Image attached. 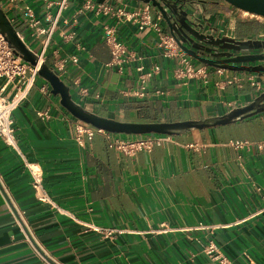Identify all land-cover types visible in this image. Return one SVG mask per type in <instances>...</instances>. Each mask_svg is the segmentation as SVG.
<instances>
[{
    "label": "crops",
    "instance_id": "obj_1",
    "mask_svg": "<svg viewBox=\"0 0 264 264\" xmlns=\"http://www.w3.org/2000/svg\"><path fill=\"white\" fill-rule=\"evenodd\" d=\"M26 1L37 14L43 12L39 0ZM83 1L72 0L64 13L69 20L66 31L76 33L75 42L83 50L65 46L78 55V62L68 63L60 80L84 111L121 123L202 121L246 107L264 92V76L194 59L203 76L178 83L163 50L153 48L155 34L136 37L133 28L122 25L116 30L118 40L141 58L145 71L153 64L160 67L159 74L148 76L149 97L128 95L139 88L138 74L126 67H104L111 57L102 30L112 20L95 18L92 12L76 15ZM141 5L128 1L129 7ZM195 8L212 23L210 30L221 29L235 40L237 25L248 21L220 1ZM13 9L4 7L12 19ZM14 14L19 18L17 11ZM154 17L159 19L156 13ZM256 23L257 33L241 41L264 40V20ZM17 24L24 31V25ZM44 81L40 77L12 114L17 150L0 138V264H212L198 241L213 242L234 264H264V153H240L229 146L235 140L264 139V112L168 136L150 153L128 157L110 149L102 133L91 139L83 136L78 144V119L51 88L47 95L39 91ZM156 90L163 96H155ZM45 111L51 118L36 116ZM27 163L42 171L52 205L38 201ZM18 218L27 230L18 226ZM90 225L116 230L117 237L104 239Z\"/></svg>",
    "mask_w": 264,
    "mask_h": 264
},
{
    "label": "built area",
    "instance_id": "obj_2",
    "mask_svg": "<svg viewBox=\"0 0 264 264\" xmlns=\"http://www.w3.org/2000/svg\"><path fill=\"white\" fill-rule=\"evenodd\" d=\"M39 1L41 7H43L41 14H37L36 9L26 0H0L4 7L11 6L14 8V12H18L19 18L17 17V21H15V18H7L15 36L36 59L35 65L24 62L14 54L0 32V138L6 146L14 150H17V143L12 128V114L28 99L31 91L38 84L40 68L46 66L59 79H62L67 74L68 63L77 64L78 62V55L68 53L65 46H70L76 51L83 50L75 42L76 33L66 31L69 20H67L64 13L72 0ZM179 2L182 3L186 12H188V6L198 8L201 6L199 4L200 0H180ZM235 10L239 16L248 15L253 17L240 10ZM87 12H92L95 18L103 16L112 20V24L105 25L102 30L104 42L111 57L104 67L107 69L115 67L119 71H123L126 67L138 74L139 88L128 95L141 99L149 97L150 93L146 88L148 76L151 73L159 74L160 67L153 64L149 73L145 71V66L141 64V58L118 40L116 30L122 25L133 28L136 37H140L147 32L155 34L156 42L153 48L162 49L164 57L170 60L169 72L176 82L186 84L189 80L203 76V69L195 68L193 58L181 49L177 38L170 32L164 31L161 17L159 15V19L154 17L156 12L150 4L143 3L138 7H129L128 0H106L103 3L95 0H84L77 9L76 15L82 16ZM191 20L193 25H203L201 30L203 35H210L215 39L226 36L221 30H210L209 27L213 25L205 16L200 17L197 13ZM16 22H21L24 25V31L18 27ZM177 26L179 28L178 24ZM178 31L181 33L180 29ZM31 44H35V46L32 47ZM252 84L258 89H262V84L259 81H254ZM39 91L44 95L50 93V87L46 81L40 84ZM154 95L160 97L163 96V92L156 90ZM36 116L43 119L51 118L48 111L36 112ZM96 133L105 134L108 147L128 157H133L139 152L150 153L156 146L169 140L168 136L158 134H146L127 139L112 137L107 132L76 120L74 139L78 144H82L83 136L91 139ZM229 146L240 153L251 150L264 153V139L255 142L235 140L231 141ZM26 168L30 174L32 189L38 201L51 204L43 187V174L40 168L29 163L26 164ZM16 223L22 230H27L21 219H16ZM88 228L99 233L104 239H115L117 237L116 233L118 234L116 230L101 229L92 225ZM198 243L201 247V253L209 258L212 264H234L213 242L202 244L198 241ZM250 263L256 264L252 261Z\"/></svg>",
    "mask_w": 264,
    "mask_h": 264
},
{
    "label": "water",
    "instance_id": "obj_3",
    "mask_svg": "<svg viewBox=\"0 0 264 264\" xmlns=\"http://www.w3.org/2000/svg\"><path fill=\"white\" fill-rule=\"evenodd\" d=\"M128 1L150 4L165 22L170 34L177 38L181 49L195 61L214 68L264 76V40L237 41L227 36L215 39L213 36L203 35L201 32L203 25H193L191 20L197 15V9L188 6V12H186L183 9L182 3L179 2L180 0ZM217 1L264 20V0ZM174 24L179 25L181 33L172 28ZM0 32L16 56L20 57L26 63L35 65V57L26 50L13 33L9 19L4 13V7L1 3ZM196 51H203L208 57H202ZM39 76L48 83L52 94L60 97L61 105L73 117L95 129L111 134H123L127 136H141L146 134L178 136L196 129L225 126L264 112V92H262L252 104L246 107L233 109L223 116L211 117L202 121L121 123L90 114L73 103L66 85L46 66L40 68Z\"/></svg>",
    "mask_w": 264,
    "mask_h": 264
},
{
    "label": "rangeland",
    "instance_id": "obj_4",
    "mask_svg": "<svg viewBox=\"0 0 264 264\" xmlns=\"http://www.w3.org/2000/svg\"><path fill=\"white\" fill-rule=\"evenodd\" d=\"M205 3H207V1H204V2H202L201 1V3H199L200 5H204ZM207 5V4H206ZM15 13V12H14ZM12 14L13 16H15V21H17V15H15V14ZM241 18H243L244 20H263V19H261V18H258V17H250V16H248V15H241L240 16ZM17 23V22H16ZM250 24V25H249ZM18 25V24H17ZM248 25L249 26H254L255 25V23L253 22V21H250V22H248ZM247 27V24L246 25H243V24H238L237 25V28H236V31H235V36H236V40L237 41H241V40H243V37H244V35H246V32H245V28ZM254 28H256L257 29V26L255 25V27ZM255 29V30H256ZM221 30V29H220ZM26 34V33H25ZM256 33H254V34H250V35H255ZM239 39V40H238ZM252 38H249L248 40H251ZM247 40V39H246ZM31 46L32 47H34L35 46V44H31ZM169 120H167V121H165V122H168ZM159 123V122H158Z\"/></svg>",
    "mask_w": 264,
    "mask_h": 264
},
{
    "label": "trees",
    "instance_id": "obj_5",
    "mask_svg": "<svg viewBox=\"0 0 264 264\" xmlns=\"http://www.w3.org/2000/svg\"><path fill=\"white\" fill-rule=\"evenodd\" d=\"M204 1H207V3L206 4H211V5H215V4H217L218 3V1L217 0H204ZM250 21H253L254 23H255V25L257 26V29L256 28H254L255 27V25L254 26H249L248 25V22H250ZM239 24H243V25H246L247 24V27L244 29L245 30V32H246V35H244V37H247V36H249L250 34H254V33H257V31H258V28H259V26L257 25V23H256V21L255 20H248V21H245V22H240ZM256 29V30H255ZM251 36V35H250ZM246 41H248V40H246Z\"/></svg>",
    "mask_w": 264,
    "mask_h": 264
},
{
    "label": "flooded vegetation",
    "instance_id": "obj_6",
    "mask_svg": "<svg viewBox=\"0 0 264 264\" xmlns=\"http://www.w3.org/2000/svg\"><path fill=\"white\" fill-rule=\"evenodd\" d=\"M204 1V0H203ZM3 6V4H2ZM204 6H206V3L204 4ZM4 7V6H3ZM172 28L175 29V30H179L178 26L177 25H172ZM196 53L200 56H205V57H208V55H206V53H204L203 51H196Z\"/></svg>",
    "mask_w": 264,
    "mask_h": 264
}]
</instances>
